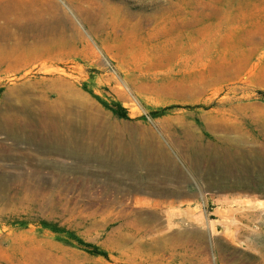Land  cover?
I'll return each instance as SVG.
<instances>
[{
  "label": "rangeland",
  "instance_id": "rangeland-1",
  "mask_svg": "<svg viewBox=\"0 0 264 264\" xmlns=\"http://www.w3.org/2000/svg\"><path fill=\"white\" fill-rule=\"evenodd\" d=\"M259 90L264 0H0V264H264Z\"/></svg>",
  "mask_w": 264,
  "mask_h": 264
},
{
  "label": "trees",
  "instance_id": "trees-1",
  "mask_svg": "<svg viewBox=\"0 0 264 264\" xmlns=\"http://www.w3.org/2000/svg\"><path fill=\"white\" fill-rule=\"evenodd\" d=\"M259 93L262 94V97L264 96V91L263 90H259ZM173 105H180V104H172ZM185 106L189 107V104H185ZM107 107L117 116H125L124 110L121 107V105L117 102H111L109 104H107ZM170 106H165L164 108H168ZM163 108V109H164ZM76 240V244L78 246H80L81 248L85 249L86 251H89L91 253H95V254H103V252H101L95 245L91 244L90 242L84 241V240H80L79 238H75Z\"/></svg>",
  "mask_w": 264,
  "mask_h": 264
},
{
  "label": "bare ground",
  "instance_id": "bare-ground-1",
  "mask_svg": "<svg viewBox=\"0 0 264 264\" xmlns=\"http://www.w3.org/2000/svg\"><path fill=\"white\" fill-rule=\"evenodd\" d=\"M52 123H54V122H52ZM56 123L58 124V122L56 121ZM68 123V122H67ZM56 125V124H55ZM62 130V129H61ZM65 130V129H64ZM57 131V130H56ZM65 131H68L72 136L70 137V138H68L67 140H65V142L67 143H65V142H63V141H60L59 139L58 140H54V138H53V141L51 140V142L53 143V144H58L59 146H64V147H66V149H68V148H70V149H76V150H78L79 151V144L77 143L78 141L77 140H79V132L78 131H76V130H74L73 129V126L72 125H70L69 123H68V125L66 124V130ZM57 133V132H56ZM58 134V133H57ZM61 136V135H60ZM83 147V146H82ZM93 147V146H92ZM238 151H241V150H239L238 149ZM84 152V151H83Z\"/></svg>",
  "mask_w": 264,
  "mask_h": 264
}]
</instances>
